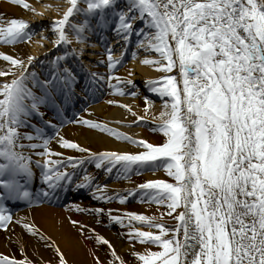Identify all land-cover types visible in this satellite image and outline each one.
Here are the masks:
<instances>
[{
	"label": "snow or ice",
	"instance_id": "snow-or-ice-1",
	"mask_svg": "<svg viewBox=\"0 0 264 264\" xmlns=\"http://www.w3.org/2000/svg\"><path fill=\"white\" fill-rule=\"evenodd\" d=\"M82 2L85 6L81 0H65L63 9L56 6L58 15L51 17L50 28L60 52L50 60L43 79L32 67L36 58L31 54L0 51V59L6 62L0 67V77H5L0 79V230L9 233L7 243L16 244L20 252L17 256L0 251V264H69L59 244L30 218L14 216L6 201L51 202L73 184L90 190L99 201L125 202L135 196L156 205L158 215L137 211L114 215L111 209H87L107 212L126 228L133 247L142 245L132 252L136 264H264V0ZM15 3L44 15L29 0ZM77 16L82 17L79 22ZM43 29V22L32 26L23 18H0V42H29L36 31L43 40ZM109 29L117 44L123 42L120 58L113 55V44H106L107 72H88V83L107 81L114 93L136 97L138 85L130 78L134 70L121 76L116 69L133 37V58L140 50L155 53L140 60L160 73L144 81V115L121 100L109 103L135 117V121L121 123H147L151 116L152 130L163 136L160 142L122 132L105 121L72 120L66 114L80 78L72 60L86 70L80 57L89 34ZM73 38L79 48L71 46ZM91 90L85 86L86 92ZM152 94L162 105L154 115ZM42 109L50 110L53 118L44 119ZM65 123L111 133L136 148L93 150L62 135ZM53 139L62 148L86 155L64 156L50 147ZM37 148L42 150L26 151ZM33 155L42 159L34 160ZM52 155L62 159L53 160ZM88 163L107 176L114 173L116 179L128 180L161 167L170 179H144L117 192L99 182L84 167ZM33 165L40 169L43 185L35 191ZM72 207L81 210L79 204ZM69 222L84 233L81 221L69 218ZM137 222L142 226H136ZM16 223L37 243L52 248L54 256L29 257L27 242L12 228ZM90 231L95 233V229ZM94 239L107 245L111 254V259L102 260L93 252L94 264H128L105 236L96 234Z\"/></svg>",
	"mask_w": 264,
	"mask_h": 264
},
{
	"label": "bare ground",
	"instance_id": "bare-ground-1",
	"mask_svg": "<svg viewBox=\"0 0 264 264\" xmlns=\"http://www.w3.org/2000/svg\"><path fill=\"white\" fill-rule=\"evenodd\" d=\"M64 8L66 6L65 0H60ZM29 3L35 6L38 11H45L47 6H54L57 2L55 0H29ZM46 4V5H44ZM61 8V9H62ZM0 11L3 13L4 18H12L19 17L23 19H31L32 14H34L31 10L25 9L23 6L15 3V0H0ZM35 15V14H34ZM58 15L56 8L51 7L49 12L45 13L42 19L47 18V20L51 21V17ZM39 18V17H38ZM37 19V18H36ZM92 22L95 23L96 17H92ZM77 20V19H76ZM102 33L109 34L111 30H101ZM70 34V32H69ZM93 36H99L96 32L91 33ZM102 34V35H103ZM71 36V35H70ZM51 40L47 47L49 48L52 44H54V34L50 36ZM116 37L113 33V36L109 39L112 44L117 46V52H120V49L124 47L123 42L119 44L116 43ZM134 39V37H133ZM94 41V39H92ZM96 43H90L91 51V66L92 71L90 72H99L105 73L106 69V54L105 48L99 43L96 38ZM75 41L72 40V44ZM40 41L35 40V36L31 37L29 42H20L15 45L5 44L0 42V51H4L9 54H31L36 57L35 54L38 51V45ZM76 47V46H75ZM135 47V44H134ZM129 49V48H128ZM114 56H118L117 54ZM129 54V58H131L126 63L123 61L118 68L116 69L121 76H125L127 74L128 69H133V74L130 77L131 79H144L147 78H155L160 75L158 71L153 70L151 67L146 66L140 63V60L145 55H155V53H145L144 51H138V54L135 58L132 57V54ZM143 54V55H142ZM99 61H103V63H99ZM5 61L0 59V67L5 65ZM122 65V66H121ZM74 67V66H73ZM75 68V67H74ZM46 67H41L37 73L41 74V79H43V73L47 71ZM80 71V70H79ZM18 74V73H17ZM79 77L83 78V80H78L80 92H76V97L81 105H84L83 108L80 109L79 112L73 113L69 111V106L71 99L68 102L67 106V115L71 116L72 120L79 119L80 117L101 120L108 122L111 127L119 129L122 132L128 133L130 135H134L137 137H145L153 142H159L162 139V134L158 130H152L153 128H145L143 127L142 122H136L133 124L121 123L120 121H135V117L128 113L123 107L109 103L111 100H121L124 103L132 104L135 111L144 115L143 111V93H140V96L131 97L128 95H119L114 93L110 88H108V84H106L107 89L99 94L96 91H85V86L88 88L91 85L88 83V75L83 74V72L79 73ZM0 79H5V77H0ZM107 83V81H105ZM143 88V86H142ZM157 97V96H156ZM86 98V99H85ZM159 99V98H158ZM162 105L155 103L152 105L151 112L154 115L161 109ZM87 108L89 111H84L83 109ZM46 111H50L45 109ZM151 117V116H150ZM149 117V118H150ZM152 118V117H151ZM35 122V121H34ZM62 135L67 138H71L77 140L81 144L91 147L93 150H100L103 148H115V149H135L136 146L132 145L124 140L117 139L111 135V133H102L98 130H90L87 126L76 123H65L64 126L60 129ZM54 135V133H53ZM49 145L56 152L63 153L64 156H82L86 155L78 152L74 149H66L59 146L56 139L50 140ZM42 149L37 148L35 150H31L32 152H38ZM29 151V150H26ZM51 155V154H50ZM35 159H42V157L35 156ZM52 159H62L61 156L52 155ZM89 172H92L95 175H98V181L106 183L111 190H115L117 192H123L125 188H131L135 186V184L139 183L144 179L150 178H163L165 176V170L161 167L157 169L154 173L151 171H144L140 175H132L128 180L124 179H116L115 174L112 176L105 175L102 171L94 168L92 163H88ZM34 170L37 174L40 173V169L36 168L34 165ZM85 168L86 165L84 166ZM71 170V169H70ZM81 175L83 173V169H79ZM92 199H95L92 194L89 195ZM131 199L132 208H137V212H147L145 202H142L135 196H129L127 198ZM114 203L108 202L109 206H112V213L119 214L121 212V205L118 203V200H110ZM127 207V206H125ZM129 209V208H126ZM131 211V210H130ZM135 211V210H133ZM18 217H28L33 220L47 235L51 236L53 241H55L61 249L64 251L69 264H94L92 259V254L95 252L103 259H111V254L108 252L107 245L102 242L94 239L96 234H102L109 241H111L114 246L116 253L122 256L128 264H135L136 258L132 255V252L135 250H139L142 248L140 243H135L133 247V242L127 239V232L123 231V228L118 222L112 221L108 215L107 217H102L100 214H96L95 220L102 223L103 228H97L93 226L88 216L84 215L81 210H76L72 207L71 204H64L59 207L49 206V205H39L31 209H27L25 211L20 212L15 215ZM69 218L81 221L85 225V231L83 234L79 231V226H74L69 222ZM142 226L140 223H136V226ZM116 226V230L109 231L112 227ZM17 236L23 237V240L27 242L26 244V254L36 259L37 257H42L44 259H51L54 256V250L50 247H46L43 242L37 243L33 236L28 235L22 229L20 223H16L12 225ZM90 229H95V233H92ZM9 233L3 231L0 232V251L5 253H14L17 256H20V252L18 251V246L16 244H8L6 237ZM35 245V247H33Z\"/></svg>",
	"mask_w": 264,
	"mask_h": 264
},
{
	"label": "rangeland",
	"instance_id": "rangeland-1",
	"mask_svg": "<svg viewBox=\"0 0 264 264\" xmlns=\"http://www.w3.org/2000/svg\"><path fill=\"white\" fill-rule=\"evenodd\" d=\"M57 3L56 4H54V6H47L46 4H44V5H46V9H45V11H43V13L45 14V13H47V12H49V10H51V7H54V8H56V6L57 5H59L61 8L63 7V5H62V3H61V1L60 0H55ZM120 2H122V0H120ZM81 3H83L82 2V0H81ZM63 9V8H62ZM32 16H37V19H35V18H33L32 20H30V22H33L31 25L32 26H38L41 22H43V25H44V29H43V36H44V39L43 40H41V33H40V31H36V33H35V35H33V36H35V40H37V41H40V43H39V45H38V51L39 50H41L42 49V47L44 46V44L46 45L47 43H49L50 42V40H51V38H50V36H51V34H54L53 33V31L51 30V28H50V24H51V21H49V20H47V18H44V19H42V18H38V17H41V15H37V14H32ZM35 20V21H34ZM134 41H135V39H134ZM134 41H133V43H134ZM86 43H90V40L88 41V42H86ZM106 44H110V43H106L105 42V44H103V46H105ZM89 47H90V45H88ZM133 48H134V46H133V44L131 45V46H129V49L127 50V52L125 53V56L123 57V61L126 63L127 61H129L131 58H129V55H128V53H130V54H132V50H133ZM58 50V47H56L55 48V51H57ZM89 50H85L84 52H83V54H81V63L82 62H84V64L83 65H88L89 64V58H90V55H88V52ZM120 52H121V49H120ZM120 52L119 53H115V54H117L118 56H117V58H120ZM153 54V53H152ZM143 55V54H142ZM122 66V65H121ZM132 80H134L136 83H137V85H138V88L136 89L138 92H140V91H142V92H145V88H143V89H141L142 88V85H143V87H144V79H141V78H138V79H132ZM131 86H129V88H130ZM139 96V95H138ZM152 98H153V100H154V104L155 103H158V104H160L161 105V100H158V99H156V94H152ZM158 98V97H157ZM142 124H143V126H145V127H147V128H154L155 127V125L152 123V118L150 117H148V122L147 123H145V122H142ZM162 139H163V137H162ZM162 139L160 140V141H162ZM159 141V142H160ZM164 179H170L169 177H167V175H166V173H165V177H163ZM126 202H127V204L129 205V210H135V211H138L137 210V208H132V205H131V203L133 202V201H131V200H128V201H125L124 202V205H127L126 204ZM80 207H83L84 209V212L86 213V214H88V216H92V215H94L95 213L94 212H91V211H88L87 209H88V207H89V204H82V205H80ZM96 207H101V204L99 205V206H96ZM126 209V208H125ZM128 210V209H127ZM146 210H147V213L148 214H157L158 215V213L156 212V205H154V204H148L147 203V206H146ZM101 214H104V213H101ZM165 220H166V222L167 223H169V224H171L170 223V218H168V217H165ZM139 227V226H138ZM98 228H100V227H98ZM136 264V263H135Z\"/></svg>",
	"mask_w": 264,
	"mask_h": 264
}]
</instances>
